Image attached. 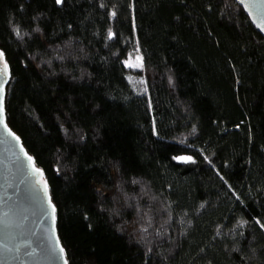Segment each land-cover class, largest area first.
Masks as SVG:
<instances>
[{
	"label": "trees",
	"instance_id": "obj_1",
	"mask_svg": "<svg viewBox=\"0 0 264 264\" xmlns=\"http://www.w3.org/2000/svg\"><path fill=\"white\" fill-rule=\"evenodd\" d=\"M0 50L68 264H264V37L235 0H0Z\"/></svg>",
	"mask_w": 264,
	"mask_h": 264
},
{
	"label": "water",
	"instance_id": "obj_2",
	"mask_svg": "<svg viewBox=\"0 0 264 264\" xmlns=\"http://www.w3.org/2000/svg\"><path fill=\"white\" fill-rule=\"evenodd\" d=\"M264 37V0H235ZM0 53H3L0 50ZM0 58V264H68L58 238L54 208L43 172L6 125L10 72ZM11 133V135H9ZM29 157L31 159H29ZM46 186V191H45ZM63 249V252H61Z\"/></svg>",
	"mask_w": 264,
	"mask_h": 264
},
{
	"label": "snow or ice",
	"instance_id": "obj_3",
	"mask_svg": "<svg viewBox=\"0 0 264 264\" xmlns=\"http://www.w3.org/2000/svg\"><path fill=\"white\" fill-rule=\"evenodd\" d=\"M56 2L59 4L61 3V0H56ZM3 57V53H0V58ZM5 70L7 69V64L4 65ZM0 93H2V89H0ZM3 112V98H2V94H0V115H2ZM2 122V121H0ZM9 135H11V133H9ZM29 159H31L29 157ZM45 191H46V186H45ZM53 212V223L55 222V208L52 209ZM61 252H63V249H61Z\"/></svg>",
	"mask_w": 264,
	"mask_h": 264
},
{
	"label": "rangeland",
	"instance_id": "obj_4",
	"mask_svg": "<svg viewBox=\"0 0 264 264\" xmlns=\"http://www.w3.org/2000/svg\"><path fill=\"white\" fill-rule=\"evenodd\" d=\"M135 63H137V60H130L128 64H129L130 66H132V65H134Z\"/></svg>",
	"mask_w": 264,
	"mask_h": 264
}]
</instances>
